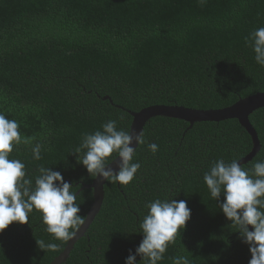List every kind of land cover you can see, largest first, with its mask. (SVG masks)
Here are the masks:
<instances>
[{"label": "trees", "instance_id": "1", "mask_svg": "<svg viewBox=\"0 0 264 264\" xmlns=\"http://www.w3.org/2000/svg\"><path fill=\"white\" fill-rule=\"evenodd\" d=\"M259 27L264 0H0V112L31 138L14 146L10 158L21 160L33 179L40 166L59 171L86 216L93 191L85 185L95 177L73 152L82 134L110 119L130 130L127 110L218 109L264 92V67L245 43ZM249 120L260 149L244 167L264 160V107ZM142 133L158 151L138 145L135 178L127 185L105 181L99 212L61 264H125L143 239L145 205L156 198L184 200L191 210L159 264L177 256L190 264H248V245L219 208L223 195L215 201L203 181L217 159L239 160L251 150L248 132L236 119L190 127L155 116ZM36 143L40 160L31 152ZM41 240L58 250L40 249ZM66 244L33 210L29 223L0 231V264H50Z\"/></svg>", "mask_w": 264, "mask_h": 264}, {"label": "clouds", "instance_id": "2", "mask_svg": "<svg viewBox=\"0 0 264 264\" xmlns=\"http://www.w3.org/2000/svg\"><path fill=\"white\" fill-rule=\"evenodd\" d=\"M198 3L203 5L206 0H198ZM245 43L255 53L256 63L264 67V27L249 33ZM101 128L82 134L81 143L73 151L77 161L92 177L127 185L141 167L139 162H132L136 147L147 141L142 132L134 134L118 128L117 120L110 119ZM30 142L31 138L21 134L19 123L0 112V231L12 222L29 223L30 214L36 210L41 213L46 231L54 239L68 242L86 219L80 214L77 192L59 171L40 166L39 174L33 179L27 175L21 160L10 158L14 146ZM147 147L154 154L159 149L156 143H147ZM41 148L39 143L32 147L33 159H41ZM110 161H115L116 170L110 166ZM238 161L217 159L204 173L203 181L215 201L223 195L219 208L238 230L242 242L248 245L251 254L248 264H264V160L251 167H244ZM145 207L148 211L139 226L143 239L135 255L129 250L125 264H137L136 255L145 264H159L169 244L175 242L191 216L184 200L156 198ZM37 243L42 250L57 251L59 247L43 240ZM173 264H190V260L177 256L173 257Z\"/></svg>", "mask_w": 264, "mask_h": 264}, {"label": "water", "instance_id": "3", "mask_svg": "<svg viewBox=\"0 0 264 264\" xmlns=\"http://www.w3.org/2000/svg\"><path fill=\"white\" fill-rule=\"evenodd\" d=\"M262 107H264V92H257L241 98L229 106L218 109H196L182 105L162 104L147 106L136 112L130 110L127 111L132 116L130 130L134 134L143 132V128L147 121L155 116H166L181 119L188 122L190 127L195 122L236 119L248 132L252 140L251 150L238 161L242 165L251 160L260 149L258 134L254 126L251 124L249 116L252 112ZM132 146L135 147V144L133 143ZM116 159L119 158L117 157ZM110 166L116 170L115 161L110 162ZM104 183V180L100 177H96L90 184L85 185V187L90 188L93 191V202L86 214L85 223L77 231L76 236L67 242L63 251L56 256L50 264H61L67 258L76 240L83 235L84 231L88 228L96 214L99 212L104 200ZM249 230H251V226H249Z\"/></svg>", "mask_w": 264, "mask_h": 264}]
</instances>
